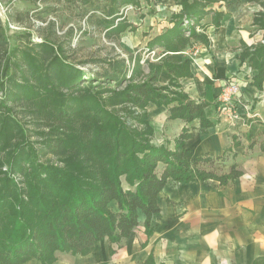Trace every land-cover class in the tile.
Masks as SVG:
<instances>
[{
	"label": "trees",
	"instance_id": "1",
	"mask_svg": "<svg viewBox=\"0 0 264 264\" xmlns=\"http://www.w3.org/2000/svg\"><path fill=\"white\" fill-rule=\"evenodd\" d=\"M133 1L124 0V3ZM177 1L183 11L175 14L176 24L159 38L163 46H170V52L180 55L178 62L172 63L170 75L184 77L190 74V58L181 56V52L192 46L193 42H209V39L206 34H199L194 29L190 38H184V17L193 20L195 26L200 23L204 12L195 0ZM222 16V12H217L215 22L220 23ZM255 21L264 28V14L256 16ZM9 46L0 16V89H5L3 80L1 82L4 78L1 70L7 75L12 66V59L8 58L1 69L2 57L8 56ZM37 48L41 50V58L30 54V50ZM55 51V47L46 39L33 49L22 52L25 61L30 60L31 72L35 76L25 81L46 86L47 91L41 94L35 90L36 87L28 86L22 89V94L15 95L13 89L19 86L20 80L14 77L7 81L11 88L0 99L2 150L11 148L10 144L17 138L15 131L21 137L24 135L8 104V100L13 102L23 97L27 98V105L36 108H31V111L35 109L33 113L40 119L39 125L43 124L52 131V139L45 143L47 153L55 156L64 154L65 163L61 168L50 162L43 164L38 160L43 154L38 155L34 148L23 143L9 153V171L11 174L22 173L25 179L20 183L9 175L10 172L0 170V264H23L33 258L43 264H55L57 252L89 254L97 241L107 237L112 242H121L131 235L140 222L141 214L146 217L145 227L150 232L155 218L160 214L159 194L168 180L187 183L211 178L220 184H229L243 174L237 162L226 164L225 153L221 157L192 155L183 141L188 136L186 132L181 133L183 142L177 143L175 149L151 142L155 130L150 125L147 112L150 103L168 107L170 119L181 118L189 123L199 118L203 127L214 124L209 118V103L196 101L182 90L181 99L171 100L158 90L166 87L156 88L149 81L131 84L115 95L132 103L144 116L142 123L147 126V131L139 133L136 129L128 128L123 118L108 108L105 99H99L89 92L88 85L81 87L84 76L74 64ZM241 58L242 61H250L256 71L254 83L258 89H262L264 44L247 47ZM44 65L46 73L41 72ZM57 73L61 78L57 85L50 83L52 74ZM86 81L87 84L94 82ZM101 85L106 86L104 82ZM97 87L99 90L101 86ZM178 87L181 88L180 83ZM65 88L79 94L66 98L63 93ZM30 89L33 90L32 95ZM261 124L264 126V122ZM257 134L258 126L252 123L245 135L250 147L255 144ZM235 143L239 142L236 140ZM222 167L227 168L228 172L219 173ZM113 201L117 202L116 210L112 207ZM259 261L264 259L254 264Z\"/></svg>",
	"mask_w": 264,
	"mask_h": 264
},
{
	"label": "crops",
	"instance_id": "2",
	"mask_svg": "<svg viewBox=\"0 0 264 264\" xmlns=\"http://www.w3.org/2000/svg\"><path fill=\"white\" fill-rule=\"evenodd\" d=\"M229 10L222 6L217 11L223 13L220 23L212 20L208 24L209 42H202L205 48L190 59L189 76L180 79L182 91L210 104L207 109L214 124L203 127L199 118L189 123L170 119L168 107L154 103L147 106V112L155 129V145L171 147L184 141L196 157L225 153L226 164L237 162L243 174L229 184L211 178L187 183L170 179L159 194L160 214L150 232L141 214L135 231L121 242L106 237L86 255L57 252L55 264H254L264 259V82L258 89L253 80L256 71L248 59L242 61L252 37L246 26L239 28L258 24L256 16H242L241 8ZM231 80L241 85L238 106L250 104L251 115H256L247 117L244 111V117L234 124L224 120L217 109L219 93ZM252 123L258 126V134L250 147L245 135ZM183 132L188 136L182 141ZM160 138L166 141L161 143ZM117 206L113 201L112 207L116 210ZM23 264L43 263L33 258Z\"/></svg>",
	"mask_w": 264,
	"mask_h": 264
},
{
	"label": "rangeland",
	"instance_id": "3",
	"mask_svg": "<svg viewBox=\"0 0 264 264\" xmlns=\"http://www.w3.org/2000/svg\"><path fill=\"white\" fill-rule=\"evenodd\" d=\"M195 1L201 5L198 6L204 12L203 18L200 20L201 24L194 26L193 20L184 17V38H190L192 29L199 34H206L208 24L212 20L215 22V14L222 6L228 11L229 7L241 8L242 16L249 15L252 19L260 13L264 14V0H216L212 3H206L207 0ZM223 2L232 3L228 5L222 4ZM182 11L183 8L177 0H134L128 4L124 3V0H0L2 26L10 43L8 56L2 57L1 69L8 58L12 59L8 74L1 70L4 74L1 82L3 80L5 89H0V99H3L6 91L11 88L7 81L14 77L20 80H17L20 87L16 86L13 89L15 95L22 94L28 86L34 89L36 87L35 90L41 94L47 91L46 86L41 87L36 82V85H32L31 80L25 81L35 76L31 72L30 60L25 61L22 53L47 39L55 47V52L64 56L67 62L74 64L84 76L81 87L88 85L89 92L96 94L99 99H105L108 108L118 113L128 128L136 129L139 133L146 132L147 126L142 123L144 116L139 109L115 93H122L131 84L149 81L156 88L166 87L158 90L169 99H181L184 91H180L182 89L178 87V83H181L182 76L170 75L172 63H177V57L180 55L170 52V46H163L164 43L159 36L173 28L176 24L175 14ZM242 26L239 28L247 27L250 31L251 48L264 44V28L259 25L250 27L247 23ZM202 42H193L192 46L181 52L183 53L181 56L196 58L199 50L204 47ZM30 54L40 58L42 56L38 48L30 50ZM41 72L46 73L45 65ZM156 72L158 74L155 75ZM60 79L59 73L52 74L50 83L57 85ZM86 79L94 82L87 84ZM102 82L106 84L105 88L101 85ZM97 86H101L99 90ZM30 90L28 91L32 95L33 90ZM63 93L66 98L79 94L66 88L63 89ZM8 104L13 109L11 115L18 119L24 135L21 137L15 131L17 138L7 150H2L0 142V164L2 163L0 170L10 172L7 159L9 153L13 152L19 143L31 146L40 156L43 154L38 159L43 164L50 162L58 168L63 167L64 154L55 156L47 153L45 143L52 139V131L43 124L39 125L40 119L33 113L36 108L27 105V98L23 97L13 102L8 100ZM31 108L35 109L31 111ZM153 136L151 142L155 144ZM160 140L161 143L166 141L162 138ZM162 144L170 149H175L177 145L170 147L166 143ZM221 171L228 172L223 167L219 173ZM9 175L20 183L25 179L22 173L10 172ZM124 186L127 187V184L124 183ZM256 264H264V261Z\"/></svg>",
	"mask_w": 264,
	"mask_h": 264
},
{
	"label": "built area",
	"instance_id": "4",
	"mask_svg": "<svg viewBox=\"0 0 264 264\" xmlns=\"http://www.w3.org/2000/svg\"><path fill=\"white\" fill-rule=\"evenodd\" d=\"M241 91V85L238 80L229 81L220 91L218 97V110L220 111L221 117L230 122L235 123L241 120L245 111L247 117H254L256 115H251L253 111V106L249 104L243 107L238 106L236 102L237 97Z\"/></svg>",
	"mask_w": 264,
	"mask_h": 264
}]
</instances>
